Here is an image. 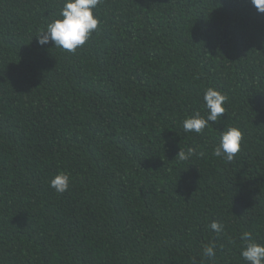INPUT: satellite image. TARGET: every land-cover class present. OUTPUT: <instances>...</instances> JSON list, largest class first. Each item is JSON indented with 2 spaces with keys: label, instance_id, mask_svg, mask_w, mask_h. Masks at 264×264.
I'll use <instances>...</instances> for the list:
<instances>
[{
  "label": "trees",
  "instance_id": "obj_1",
  "mask_svg": "<svg viewBox=\"0 0 264 264\" xmlns=\"http://www.w3.org/2000/svg\"><path fill=\"white\" fill-rule=\"evenodd\" d=\"M64 2L0 0V264H248L242 234L264 244V13L101 0L73 53L36 37ZM208 87L226 113L185 132ZM227 127L243 133L232 161L213 155Z\"/></svg>",
  "mask_w": 264,
  "mask_h": 264
},
{
  "label": "clouds",
  "instance_id": "obj_2",
  "mask_svg": "<svg viewBox=\"0 0 264 264\" xmlns=\"http://www.w3.org/2000/svg\"><path fill=\"white\" fill-rule=\"evenodd\" d=\"M101 0H65L57 18L47 23L37 32V42L40 45L54 43L55 47L68 52H75L90 38L93 31L98 28L99 17L94 15V9ZM251 4L258 12L264 13V0H251ZM204 106L208 110L207 117H202L200 112L187 117L183 121L185 132L202 133L209 122H217L226 113L225 102L227 96L215 87H208L203 96ZM243 133L237 127H227L220 133V142L214 148L213 155L232 161L241 149ZM189 148L185 152L182 148L178 153L180 160H187L193 154ZM50 187L58 193H64L70 187V177L60 172L50 180ZM210 229L217 234L223 230L221 222L213 221ZM241 239L244 242L241 255L248 264H264V244L257 242L250 232H244ZM204 259L215 258V244H206L203 248Z\"/></svg>",
  "mask_w": 264,
  "mask_h": 264
}]
</instances>
